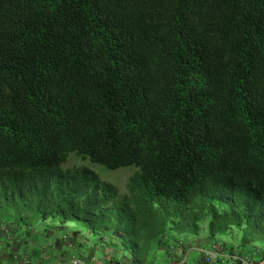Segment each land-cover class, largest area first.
I'll use <instances>...</instances> for the list:
<instances>
[{
  "label": "trees",
  "instance_id": "trees-1",
  "mask_svg": "<svg viewBox=\"0 0 264 264\" xmlns=\"http://www.w3.org/2000/svg\"><path fill=\"white\" fill-rule=\"evenodd\" d=\"M71 154L135 167L128 194ZM0 180L5 231L72 223L144 264L205 230V264L249 258L226 235L264 258V0H0Z\"/></svg>",
  "mask_w": 264,
  "mask_h": 264
},
{
  "label": "crops",
  "instance_id": "crops-1",
  "mask_svg": "<svg viewBox=\"0 0 264 264\" xmlns=\"http://www.w3.org/2000/svg\"><path fill=\"white\" fill-rule=\"evenodd\" d=\"M60 225L59 221L47 219L39 220L35 225L14 227L13 234L1 228L0 264H17V255L28 258L32 264H68L70 257L76 253L90 259L95 258L99 264H140L130 248L116 247L108 243V236L104 233L93 234L72 223L65 224V229H61ZM74 230H77V233L73 232ZM59 238L61 242L57 243ZM216 238L240 249L249 258L261 257L259 250L262 248L252 245L241 247L240 238L235 235L231 238ZM208 240L209 234L205 230L198 236H176L159 246L154 245L144 264H182L185 251H188L186 264H205L199 249ZM7 244L10 245L5 247ZM214 264L230 262L227 258L220 257Z\"/></svg>",
  "mask_w": 264,
  "mask_h": 264
},
{
  "label": "rangeland",
  "instance_id": "rangeland-1",
  "mask_svg": "<svg viewBox=\"0 0 264 264\" xmlns=\"http://www.w3.org/2000/svg\"><path fill=\"white\" fill-rule=\"evenodd\" d=\"M82 167H88L92 169L95 173L99 175V178L102 183L109 184L113 187L114 190L118 193V200L122 199L124 196L128 194V181L131 175H133L137 169L135 167H121L118 169H108L105 166L101 164H93L88 160H84L80 157H77L75 154H71L68 160L62 165V169L67 170H77ZM2 180H0V190L2 185ZM1 205V204H0ZM33 209L36 207L35 204H32L31 206ZM43 207V206H42ZM28 216V215H25ZM31 216H29L30 219ZM32 219V217H31ZM12 222L5 223V225L8 227L10 232L13 234V228L15 227V220H12ZM1 222V220H0ZM209 219L207 220L206 225H208ZM72 231V230H71ZM11 234V235H12ZM227 236V235H226ZM261 256L263 255V250H259ZM75 255V254H74ZM79 254L76 253V256ZM251 261L257 262L259 259L253 260V258H250Z\"/></svg>",
  "mask_w": 264,
  "mask_h": 264
},
{
  "label": "built area",
  "instance_id": "built-area-1",
  "mask_svg": "<svg viewBox=\"0 0 264 264\" xmlns=\"http://www.w3.org/2000/svg\"><path fill=\"white\" fill-rule=\"evenodd\" d=\"M205 253V259L207 262H212L217 259L219 255H224L228 257L232 262H236L237 260L241 261V264H264V258L259 259L257 262L251 261L249 258L241 257L238 254L234 253H223L220 247L213 246L212 248L203 250ZM188 251L185 253L182 262L187 260ZM17 264H32L29 259H23L18 261ZM68 264H99L96 262L95 258H87L83 256H72L68 261Z\"/></svg>",
  "mask_w": 264,
  "mask_h": 264
}]
</instances>
